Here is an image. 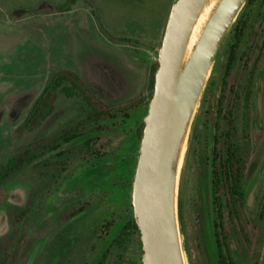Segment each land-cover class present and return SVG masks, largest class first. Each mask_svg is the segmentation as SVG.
<instances>
[{
  "label": "rangeland",
  "instance_id": "rangeland-1",
  "mask_svg": "<svg viewBox=\"0 0 264 264\" xmlns=\"http://www.w3.org/2000/svg\"><path fill=\"white\" fill-rule=\"evenodd\" d=\"M175 1L0 0V164L26 148L36 156L0 184V242L10 240L0 256L7 264H142L139 230L124 229L134 218L136 129L147 113L150 71L158 66ZM242 20V59L218 113L220 71ZM62 74L76 75L84 92L66 95L61 88L70 81L64 79L30 117L43 88ZM64 135L74 137L63 142ZM215 135L217 152L225 137L233 140L248 187L232 242L242 259L264 264V219L257 217L264 192V0H247L241 8L186 143L177 193L185 264H209L199 207ZM225 226L231 231L228 220Z\"/></svg>",
  "mask_w": 264,
  "mask_h": 264
},
{
  "label": "water",
  "instance_id": "water-1",
  "mask_svg": "<svg viewBox=\"0 0 264 264\" xmlns=\"http://www.w3.org/2000/svg\"><path fill=\"white\" fill-rule=\"evenodd\" d=\"M246 1L176 0L170 9L132 183L142 264H185L180 167L211 68Z\"/></svg>",
  "mask_w": 264,
  "mask_h": 264
},
{
  "label": "flooded vegetation",
  "instance_id": "flooded-vegetation-1",
  "mask_svg": "<svg viewBox=\"0 0 264 264\" xmlns=\"http://www.w3.org/2000/svg\"><path fill=\"white\" fill-rule=\"evenodd\" d=\"M241 44V39L229 41L225 62L219 75V79H221V94L219 96L220 108L218 113H222L223 93L227 90L228 77L238 61L242 59L241 52L238 49ZM204 102L205 100L202 101V104ZM250 105L252 104L250 103ZM231 114L232 111L228 108L226 114L228 116L225 117H228L230 121H232ZM216 125L218 126V123ZM232 129H234L233 126ZM218 139L216 135L212 138L211 151L206 159L208 168L200 186L199 224L201 226L202 247L209 264H257L247 257L242 259L243 256H241L238 242H234V244L232 242L231 233L234 234L235 232L234 220L238 218L239 207L246 206L248 187L243 182L242 171L239 167V157L237 156L233 140L228 136L225 137L223 152H217ZM258 210L257 217L264 219V192ZM227 220L232 228L228 233L225 226ZM208 250L210 251L209 253L207 252ZM257 261L259 260L257 259Z\"/></svg>",
  "mask_w": 264,
  "mask_h": 264
},
{
  "label": "trees",
  "instance_id": "trees-1",
  "mask_svg": "<svg viewBox=\"0 0 264 264\" xmlns=\"http://www.w3.org/2000/svg\"><path fill=\"white\" fill-rule=\"evenodd\" d=\"M253 1H255V0H248V4L253 3ZM246 23H247L246 20H242V21H239L237 24H235L234 29H233L234 30L233 40L234 39H236V40L240 39V36L243 33V29H244L243 27L245 26ZM156 69H157V66L153 65L151 67V71H150L149 87H150V90L152 92L154 89V76H155ZM68 75H69L68 78L64 74L58 75L47 86H45L43 88V90L41 91L39 96L35 99V101L33 102L32 106L30 108V111H29L30 117L34 116L35 114L38 113L40 108L44 104H46V102L48 101L50 94L57 87H59L61 85V83L64 79H68L70 81V86H63L61 88L62 91L66 95L71 96L76 91H80L81 93L84 92L85 88H84L83 84L81 83L80 79L76 75H73V74H68ZM83 98L88 103V105L91 106V108L93 109V105L90 102L89 96L85 94V95H83ZM143 125H144V123H141V125L136 129L137 139H140L142 136ZM73 137L74 136H72V135L71 136H65L64 135L62 141L67 142ZM35 157L36 156L34 154H32L31 149L26 148L21 154L7 158L3 163L0 164V184L8 177V175L11 172L18 170L23 164L31 162L33 159H35ZM124 229H131V230L138 231V228H137V225H136L134 219L130 220L125 225ZM9 242H10V240L0 242V247H1L0 251H1V249L3 250L4 247L6 248V245ZM7 263H8L7 257L6 256H0V264H7Z\"/></svg>",
  "mask_w": 264,
  "mask_h": 264
}]
</instances>
